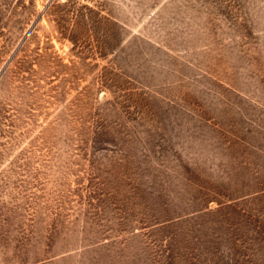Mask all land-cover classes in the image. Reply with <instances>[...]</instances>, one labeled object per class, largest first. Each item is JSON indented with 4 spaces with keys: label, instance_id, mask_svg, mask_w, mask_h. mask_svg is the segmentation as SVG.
Returning <instances> with one entry per match:
<instances>
[{
    "label": "rangeland",
    "instance_id": "1",
    "mask_svg": "<svg viewBox=\"0 0 264 264\" xmlns=\"http://www.w3.org/2000/svg\"><path fill=\"white\" fill-rule=\"evenodd\" d=\"M0 264H264V0H0Z\"/></svg>",
    "mask_w": 264,
    "mask_h": 264
}]
</instances>
